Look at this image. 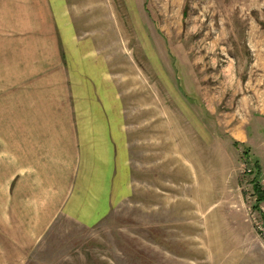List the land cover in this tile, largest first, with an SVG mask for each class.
<instances>
[{"label": "rangeland", "instance_id": "rangeland-1", "mask_svg": "<svg viewBox=\"0 0 264 264\" xmlns=\"http://www.w3.org/2000/svg\"><path fill=\"white\" fill-rule=\"evenodd\" d=\"M260 91L264 0H0V264H264Z\"/></svg>", "mask_w": 264, "mask_h": 264}, {"label": "crops", "instance_id": "crops-1", "mask_svg": "<svg viewBox=\"0 0 264 264\" xmlns=\"http://www.w3.org/2000/svg\"><path fill=\"white\" fill-rule=\"evenodd\" d=\"M259 99L261 101H264V94L263 91H260L257 93ZM246 99V98H245ZM206 112L209 115L212 116H216L217 115V107L214 106L213 104H206ZM220 113V112H219ZM256 115H258L257 120H253L256 121L257 124H259L260 122H262L261 120L264 121V104L263 106L259 107V111L256 112ZM225 126H227V128L225 129V131L228 130V133L230 136H232L233 138L239 140V141H245L246 140V129H245V124L243 122L240 121H235L229 124H225ZM253 130H256L257 132L259 131V126H253ZM111 134H106L105 135V139L109 140L110 139ZM72 137V140L70 141V144L66 146L65 143L63 142H58L57 145L53 146L52 148L55 149H50V151L48 152V154H43V153H37L35 157L28 160V167L32 169V166H30L31 164H33V166L35 168H41V170H46L45 167H43L44 165L47 164H52L54 166V169L57 168L59 166V161L60 160H64L66 161L69 169V174H71V181L72 182H80L79 179L82 178V175H80V171H81V161L83 156L86 154L87 151H89V155H95L97 154L94 148H83L86 152L82 153L81 150L82 148L80 145L75 144L74 142V137ZM107 152L103 153L105 156L102 157L100 156L99 158H97V164L96 163H92L89 168H88V172L86 173L85 177H86V181L88 182L90 179H92L91 182H98L99 179H101L100 182V189H98V192L95 190H91L88 193H83L82 192V198L83 201L90 197V195L95 194V196H100V201L105 203L108 201V196H109V190H110V185L111 183L109 182V179L111 177V171L112 169V164L111 161L113 160L114 157V145H111L109 143H111L110 141L107 142ZM55 150V152L53 153V151ZM53 153V154H52ZM34 161V162H33ZM102 164V165H100ZM113 168H114V164H113ZM28 173V172H27ZM35 175L38 176V178L36 179V181L34 180V182H47L48 180H50V177L46 174H44L43 177L39 178V174L38 173H34ZM48 179V180H47ZM18 182H33V179L30 180V178L27 179H21ZM78 188V187H77ZM90 193V194H89ZM94 196V195H93ZM99 207L97 206V209Z\"/></svg>", "mask_w": 264, "mask_h": 264}, {"label": "trees", "instance_id": "trees-1", "mask_svg": "<svg viewBox=\"0 0 264 264\" xmlns=\"http://www.w3.org/2000/svg\"><path fill=\"white\" fill-rule=\"evenodd\" d=\"M234 144L235 145H238L239 144V142H237V141H235L234 140ZM254 188H255V191H256V193H257V201H259V202H261L263 199H264V196H263V192H261V193H259V188H258V184L255 182V184H254ZM257 206V205H256Z\"/></svg>", "mask_w": 264, "mask_h": 264}]
</instances>
